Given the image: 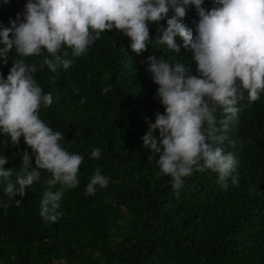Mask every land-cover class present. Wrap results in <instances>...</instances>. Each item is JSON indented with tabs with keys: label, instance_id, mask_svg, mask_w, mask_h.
I'll return each instance as SVG.
<instances>
[{
	"label": "trees",
	"instance_id": "16d2710c",
	"mask_svg": "<svg viewBox=\"0 0 264 264\" xmlns=\"http://www.w3.org/2000/svg\"><path fill=\"white\" fill-rule=\"evenodd\" d=\"M21 5L22 0H0V24L9 26ZM202 6L210 9L212 0ZM189 7L198 22L195 6ZM160 23L162 28L149 24L151 41L139 56L129 50V39L113 29L102 32L80 57L68 49L74 63L67 70L41 69L43 55L24 58L37 65L32 75L52 95V105L41 106L40 118L62 133V147L84 160L79 184L65 191L54 223L40 215L44 193L60 187L47 184L50 173L42 171L26 188L20 207L15 200L21 197L10 199L4 192L7 181L0 178V264H264V93L247 107V100L238 102L239 120L222 145L237 160L238 184L251 176L245 193L238 192V184L216 186L218 174L210 169L194 170L174 190L171 177L160 172L158 154L143 145L145 118L154 123L155 113L164 112L147 57L180 61L192 74L196 71L181 37H176L178 55L159 43L166 19ZM183 25L194 31L193 25ZM15 58L14 49L7 64L0 57L5 78ZM223 118L218 111V126ZM0 133V151L19 158L21 168L22 152L31 149L23 137L11 146L6 143L10 137ZM153 136L159 140L158 129ZM94 148L101 151L98 159L91 157ZM97 168L108 185L85 195ZM20 174L12 170L9 179L15 182Z\"/></svg>",
	"mask_w": 264,
	"mask_h": 264
},
{
	"label": "clouds",
	"instance_id": "9594fccd",
	"mask_svg": "<svg viewBox=\"0 0 264 264\" xmlns=\"http://www.w3.org/2000/svg\"><path fill=\"white\" fill-rule=\"evenodd\" d=\"M203 4L204 0H22L16 19L10 18L9 26L0 24V57L7 64L13 49L16 57L6 78L0 73V132L10 137L8 145H19L23 137L31 149V153L22 152L21 168L16 162L19 158L0 151V178L7 181L4 192L10 199L21 197L15 200L17 207L26 188L46 171L50 173L47 184L60 187L44 193L40 215L45 222H56L61 215L59 201L66 190L79 184L77 174L84 160L62 147V133L54 132L40 118L41 106L50 107L52 95L36 83L32 73L37 65L24 58L43 55L41 69L47 65L52 72L58 66L67 70L74 63L67 58L68 49L72 57H80L102 32L113 29L129 39V50L139 56L151 41L149 24L162 28L160 22L165 19L167 27L159 43L178 55L181 46L176 37H181L183 48L193 53L196 72L192 74L191 67L180 61L147 57V70L158 85L155 96L164 112L155 113L154 123L145 118L148 131L143 145L158 154L156 163L163 175L171 177L174 190L194 170L218 174L216 186L221 188L238 184L237 160L222 145L239 120L238 102L247 100V107L264 93V0H212L210 9ZM189 6H195L198 22ZM183 24L193 25L194 31ZM84 102L86 98H81ZM218 111L224 117L219 126ZM157 129L159 140L153 136ZM100 154L94 148L91 157L98 159ZM12 170L21 173L15 182L9 179ZM249 179L245 176L238 184L239 193H245ZM107 185L108 178L97 168L85 195H94L96 186Z\"/></svg>",
	"mask_w": 264,
	"mask_h": 264
}]
</instances>
